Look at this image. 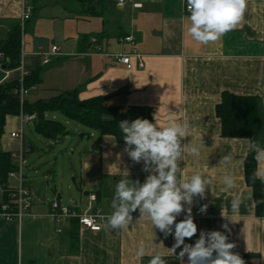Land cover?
Segmentation results:
<instances>
[{
    "label": "crops",
    "instance_id": "crops-1",
    "mask_svg": "<svg viewBox=\"0 0 264 264\" xmlns=\"http://www.w3.org/2000/svg\"><path fill=\"white\" fill-rule=\"evenodd\" d=\"M27 3L33 4L34 11L22 30L24 66L28 71L41 68L42 81L30 89L26 98L30 102L47 100L60 92L77 90L82 99L102 95L109 105L149 107L161 125L170 115L186 120L192 133L182 144L192 142L202 145V150L198 157L185 155L180 175L188 178L199 172L210 184L205 198L194 200L192 216L198 232L186 238L185 243L194 244L201 231H221L235 244L233 251L245 264H264V204L258 203L245 174L252 141L225 136L217 114V105L226 91L256 96L263 116L264 147V0H247L236 28L207 45L188 34L187 0H126L122 4L105 0L92 11L74 1L0 0V41L14 23L20 22ZM49 23L57 29L51 31ZM27 30L28 45L23 39ZM50 31L57 37L52 38ZM129 35L132 40H122ZM53 45L60 49L50 62L44 63L42 52ZM134 51L140 55H132V68L110 56ZM19 74L15 70L10 78ZM26 124L20 113L9 114L0 133V152L24 148V163L26 153L34 149L31 142L26 147ZM78 128L80 136L93 140L81 177L88 204L78 200L65 203L61 193L50 197L35 190L28 183L23 164V180L32 189V205L20 220L7 221L0 214V264H149L151 254L156 252L163 254L166 264H180L168 250L175 240L152 229L150 220L140 218L138 210L132 213L127 231L104 227L93 231L83 228L75 217L56 220L51 203L58 195L62 204L80 213L99 210L110 215L118 181L143 183L149 174L143 171V162L130 159L124 152L125 143L115 136L86 126ZM19 131L23 138L12 136V132ZM14 162L17 173L9 176L7 188L20 183L19 158ZM227 175L235 178L231 189L223 182ZM5 189L0 188V205L9 199ZM92 195L96 200H91ZM236 198L241 203L233 210ZM205 205L206 211L201 212ZM141 244L145 255L138 257ZM180 250H176L177 254Z\"/></svg>",
    "mask_w": 264,
    "mask_h": 264
},
{
    "label": "clouds",
    "instance_id": "clouds-1",
    "mask_svg": "<svg viewBox=\"0 0 264 264\" xmlns=\"http://www.w3.org/2000/svg\"><path fill=\"white\" fill-rule=\"evenodd\" d=\"M123 2V0H121ZM247 0H187V28L191 38L203 45L218 41L223 35L236 28L246 10ZM148 119L123 120L118 127L125 141L124 152L135 163L143 162V171L149 173L143 183L120 179L112 199V212L106 217L102 227L113 231H127L132 223V213L137 210L140 218L150 220L165 236L173 235L175 243L169 252L176 255L180 264H245L242 257L233 251L235 244L221 231H201L194 244L185 243L193 238L198 228L192 216V205L196 197L206 196L210 181L196 172L182 178L180 162L186 154L198 157L202 145L192 142L182 144L185 137L191 136L192 129L186 120L170 115L167 123L161 125ZM251 151L258 165H264V147L252 142ZM227 160V158H225ZM126 174L129 176L128 172ZM253 178L264 182V167H258ZM223 182L228 189L235 187V178L227 175ZM241 201L232 202L233 210ZM206 205L200 211H206ZM186 213L182 220L177 217ZM227 229V225H224ZM181 249L177 254L176 250ZM145 255L141 244L138 257ZM149 264H166L163 254H151Z\"/></svg>",
    "mask_w": 264,
    "mask_h": 264
},
{
    "label": "trees",
    "instance_id": "trees-1",
    "mask_svg": "<svg viewBox=\"0 0 264 264\" xmlns=\"http://www.w3.org/2000/svg\"><path fill=\"white\" fill-rule=\"evenodd\" d=\"M64 1L78 2L82 7L90 6L92 11L98 5H102L105 0ZM0 52H3L6 61H9L8 68L16 69L20 65L22 54V28L20 22L14 23L7 37L0 41ZM0 76L2 77L1 72ZM41 81L42 69L40 68L29 71L24 77L23 84L26 88H31ZM20 85L21 82L18 77L0 83V133L5 127L7 115L21 112L35 113L36 118L33 121L35 131L52 140H59L70 132L66 122L58 118L54 112H59L66 119L76 121L101 134L113 135L122 143H125V141L118 127L121 121H133L141 118L154 123L149 107L132 105L124 108L118 105H109L106 103V97L102 95L82 99L77 90L60 92L47 100L38 99L30 102L25 97L21 101ZM217 114L222 120L225 136L246 137L252 142L263 146L261 139L263 116L256 96L237 95L226 91L223 93L221 102L217 105ZM254 156L255 153L250 151L245 159L246 179L253 187L258 203L264 204L262 181L253 178V173L258 167V162ZM17 168L12 152H0V188H7L9 173ZM6 192L9 197L7 190ZM73 234L75 237L77 236L76 231Z\"/></svg>",
    "mask_w": 264,
    "mask_h": 264
},
{
    "label": "rangeland",
    "instance_id": "rangeland-1",
    "mask_svg": "<svg viewBox=\"0 0 264 264\" xmlns=\"http://www.w3.org/2000/svg\"><path fill=\"white\" fill-rule=\"evenodd\" d=\"M49 29H57L48 24ZM50 31V36L56 38ZM57 31V30H56ZM24 43L28 45L29 31L23 35ZM27 49V48H26ZM54 114L64 120L70 132L59 140H52L38 134L34 129L33 121L26 124L24 129L26 147L31 142L34 149L26 153L25 172L28 174V183L35 190L44 192L50 197L61 193L62 202L74 203L76 200L87 205L89 197L82 193L84 184L81 177L84 175V163L87 160L88 150L91 149L92 139L87 135L80 136L82 125L76 121L66 119L61 113Z\"/></svg>",
    "mask_w": 264,
    "mask_h": 264
},
{
    "label": "built area",
    "instance_id": "built-area-1",
    "mask_svg": "<svg viewBox=\"0 0 264 264\" xmlns=\"http://www.w3.org/2000/svg\"><path fill=\"white\" fill-rule=\"evenodd\" d=\"M120 4L121 0H117ZM136 6H141L140 2L135 3ZM34 6L33 4H25V7L23 9V12L21 14L20 18V25L22 30H25L26 21H28L31 16L33 15ZM132 36H125L122 40H132ZM96 48H98L96 46ZM59 46L53 45L50 50L42 52L44 54V63H48L51 61V56L58 53ZM132 55H140L136 51L132 53H120L115 55H110L111 58H116L119 61H122L126 64L128 68L133 67L132 63ZM6 61V56L3 52H0V72L2 74L1 81H6L10 79V76L13 71L18 70L19 71V80L21 82L19 93L21 101L25 99V97L28 95L30 89L34 88H26L23 84V80L26 74H28V70L24 66V55L23 51L21 54V62L20 65L16 69H11L8 67H3V63ZM142 65V63H141ZM21 121L23 124L30 123L31 121H34L36 118L35 113H25L21 112ZM12 136L23 138V132H12ZM25 151L24 148H21L19 152H12V156L14 158H19V169H18V175L20 179V183L16 187H8L5 190L9 193V200L6 202H3L0 205V214L5 217L7 221H14V220H20L24 215H26L32 205V189L27 187L23 180V173H22V166L25 162ZM16 171H11L9 173V176L16 175ZM91 200H96V196L92 195ZM52 206V214L56 218L57 221H61L66 218H78V221L80 225L83 228H88L93 231H100L103 227L104 221L101 219L102 216L106 217V214L101 213L99 210H92L88 212L80 213L76 209H74L71 205L62 204L60 201H58L56 198L51 203ZM184 217L181 214L177 217V222L179 220H182ZM62 231V229H59ZM170 238L174 240L173 235H170Z\"/></svg>",
    "mask_w": 264,
    "mask_h": 264
},
{
    "label": "water",
    "instance_id": "water-1",
    "mask_svg": "<svg viewBox=\"0 0 264 264\" xmlns=\"http://www.w3.org/2000/svg\"><path fill=\"white\" fill-rule=\"evenodd\" d=\"M87 9H91L90 6H87ZM9 61H6L5 63H3V67H8L9 66ZM60 197L61 195H58V197L56 198L58 201H60Z\"/></svg>",
    "mask_w": 264,
    "mask_h": 264
}]
</instances>
